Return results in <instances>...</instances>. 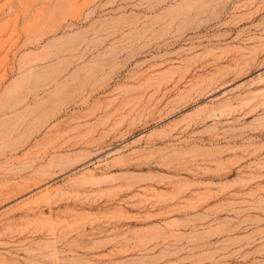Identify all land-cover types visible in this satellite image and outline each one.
Returning a JSON list of instances; mask_svg holds the SVG:
<instances>
[{
	"label": "rangeland",
	"instance_id": "rangeland-1",
	"mask_svg": "<svg viewBox=\"0 0 264 264\" xmlns=\"http://www.w3.org/2000/svg\"><path fill=\"white\" fill-rule=\"evenodd\" d=\"M0 264H264V0H0Z\"/></svg>",
	"mask_w": 264,
	"mask_h": 264
}]
</instances>
